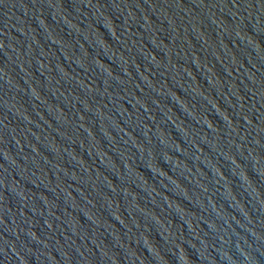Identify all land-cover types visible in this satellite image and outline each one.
<instances>
[{
  "label": "water",
  "instance_id": "water-1",
  "mask_svg": "<svg viewBox=\"0 0 264 264\" xmlns=\"http://www.w3.org/2000/svg\"><path fill=\"white\" fill-rule=\"evenodd\" d=\"M0 264H264V0H0Z\"/></svg>",
  "mask_w": 264,
  "mask_h": 264
}]
</instances>
